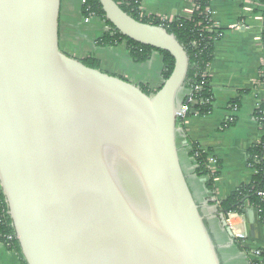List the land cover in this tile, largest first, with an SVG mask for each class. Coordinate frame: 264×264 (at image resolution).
<instances>
[{
  "label": "water",
  "instance_id": "95a60500",
  "mask_svg": "<svg viewBox=\"0 0 264 264\" xmlns=\"http://www.w3.org/2000/svg\"><path fill=\"white\" fill-rule=\"evenodd\" d=\"M98 3L124 38L173 59L154 93L61 52V0H0V191L24 262L222 264L178 155L187 54Z\"/></svg>",
  "mask_w": 264,
  "mask_h": 264
},
{
  "label": "crops",
  "instance_id": "0c3cea01",
  "mask_svg": "<svg viewBox=\"0 0 264 264\" xmlns=\"http://www.w3.org/2000/svg\"><path fill=\"white\" fill-rule=\"evenodd\" d=\"M82 0H61L59 15V49L64 54L82 61L93 58L106 74L119 77L137 87L154 93L162 85V57L152 51L145 63L129 62L125 45L97 47L96 40L109 28L99 18L81 17ZM212 22L222 35L214 44L213 59L207 73L212 93L211 111L205 116L188 117L182 133L177 137L180 164L195 202L200 206L205 224L217 246L222 264H249L248 252L264 250V224L256 212L246 208L242 220H236L238 229L246 236L238 243L222 223L221 214L213 201H222L241 184L251 181L254 171L247 164V154L263 137L254 117L264 102V90L257 86L264 60L261 47L263 7L256 0H213L209 4ZM139 12L148 17L172 22L188 19L193 13L192 0H140ZM241 24L240 30L230 26ZM183 90L179 100L184 101ZM236 106L237 110L233 108ZM234 119V123H230ZM231 124V125H230ZM187 141L198 144L208 152L210 168L217 172L214 193L205 184L206 178L195 175L196 164L189 157ZM251 212V218L249 216ZM225 218V216H223ZM230 230V229H229ZM0 264H25L15 251L0 244Z\"/></svg>",
  "mask_w": 264,
  "mask_h": 264
},
{
  "label": "trees",
  "instance_id": "16d2710c",
  "mask_svg": "<svg viewBox=\"0 0 264 264\" xmlns=\"http://www.w3.org/2000/svg\"><path fill=\"white\" fill-rule=\"evenodd\" d=\"M113 1L118 4L124 13L129 15L134 20L162 27L183 47L189 61L188 75L184 90L186 92H190L193 99L196 100V104L190 108L188 117L193 115L205 116L209 114L212 109V93L207 69L213 59L214 44L220 38L214 30L210 29L212 21L205 13V10L209 7L210 0H193L195 11L192 13L191 17L189 19H175L172 22L160 21L154 17L141 18L139 12L140 0ZM256 1L263 7L261 47L264 56V0ZM90 14H93L95 17L103 20L109 28V30L101 38L96 40L97 47H116L124 44L130 60L136 64L148 61L152 51L158 52L162 57V79L165 81L168 78L174 63L168 53L141 46L120 35L110 25V23L106 21L98 0H86L85 5L82 6L81 17L86 19ZM81 62L89 68H99L98 62L93 58H87ZM261 71L262 72L257 81V86L264 90V67ZM197 87H199V89L197 91L194 90ZM140 88L144 93L148 95L152 94L146 88ZM188 98H190V96H186L185 99ZM254 117L259 123L264 134V102H262L255 110ZM230 123L233 124L234 119ZM177 127L184 129L183 124L180 123V121L177 122ZM187 146L190 149L189 157L192 158L196 164L195 175L199 178H206L207 182L205 186L207 190L213 194L214 178L218 176L219 163L216 162L215 164L217 172L212 173L208 161L209 153L202 150L198 144L189 141H187ZM247 164L254 171L251 181L247 184H241L227 199L219 202L215 200L213 201V204L217 205L219 212L223 214V216H226L228 213L244 215L246 208H251L256 212L259 221L263 224L264 196L260 195H264V135L261 140L249 150L247 154ZM0 208L7 211L5 199L1 191ZM7 235L14 236V232L8 215H5V222L0 224V243L5 242V236ZM11 249L22 257L16 240L13 242ZM262 264H264V251Z\"/></svg>",
  "mask_w": 264,
  "mask_h": 264
},
{
  "label": "built area",
  "instance_id": "2783aa9c",
  "mask_svg": "<svg viewBox=\"0 0 264 264\" xmlns=\"http://www.w3.org/2000/svg\"><path fill=\"white\" fill-rule=\"evenodd\" d=\"M211 1H213V0H210V2ZM85 2H86V0H82V6L85 5ZM194 11H195V5H194V2H193V12ZM205 13L212 21V13H211V10H210L209 7L205 10ZM191 15H192V13H191ZM140 17L141 18H147L146 16L142 15L141 13H140ZM95 18H97V17H95L93 14H90L89 17L84 19V20L88 21V20L95 19ZM160 21H164V20H160ZM230 28L233 29V30H237L238 31V30H240L242 28V25L237 23V24H235L233 26H230ZM210 29L214 30V32H216V34H218V36L221 37L222 31L216 29L214 24H213V22H212V26L210 27ZM263 67H264V60H263V63H262V68ZM207 75H208V73H207ZM198 89H199V87L195 88L194 90L197 91ZM187 96H190V98L184 100V101H186V104H184V101H181V105H180L179 110L177 112V122L180 121V123H182L183 125L186 123V120L188 119V113L190 111L191 106L196 104V100L193 99V97H192L190 92H187ZM233 110L234 111L237 110L236 106L233 108ZM212 163H213L212 160H209V165L210 166L213 165ZM210 170H211L212 173L215 172V171H213L212 168H210ZM260 196H264V195L261 194ZM5 215H8L7 211H5L2 208H0V224H3L5 222ZM225 220H226L227 227L232 232L233 238L239 244L242 243L245 240V236H246L245 229L240 230L235 225V221L236 220H242L241 215H236L234 213H228L225 216ZM15 240H16L15 236L7 235V236H5V242L4 243H0V244L4 245L9 250L13 251V249H11V247H12L13 242ZM263 251L264 250H261V249H253L252 251L248 252V256H249V259H250L249 260V264H262Z\"/></svg>",
  "mask_w": 264,
  "mask_h": 264
},
{
  "label": "rangeland",
  "instance_id": "374dc122",
  "mask_svg": "<svg viewBox=\"0 0 264 264\" xmlns=\"http://www.w3.org/2000/svg\"><path fill=\"white\" fill-rule=\"evenodd\" d=\"M108 31V30H107ZM124 50H126V48L124 49ZM126 52V54H127V58H129V55H128V53H127V50L125 51ZM129 62H131V60H130V58H129ZM100 71H104L103 69L101 70V68H98Z\"/></svg>",
  "mask_w": 264,
  "mask_h": 264
}]
</instances>
